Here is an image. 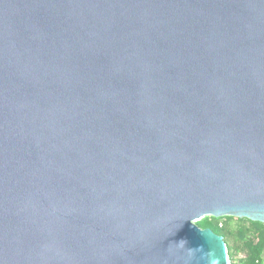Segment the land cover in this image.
<instances>
[{
	"label": "water",
	"instance_id": "95a60500",
	"mask_svg": "<svg viewBox=\"0 0 264 264\" xmlns=\"http://www.w3.org/2000/svg\"><path fill=\"white\" fill-rule=\"evenodd\" d=\"M209 216L264 224V0H0V264H229Z\"/></svg>",
	"mask_w": 264,
	"mask_h": 264
},
{
	"label": "trees",
	"instance_id": "16d2710c",
	"mask_svg": "<svg viewBox=\"0 0 264 264\" xmlns=\"http://www.w3.org/2000/svg\"><path fill=\"white\" fill-rule=\"evenodd\" d=\"M195 225L200 229H210L223 238L229 264H264V224L247 219L209 216L196 221Z\"/></svg>",
	"mask_w": 264,
	"mask_h": 264
},
{
	"label": "rangeland",
	"instance_id": "374dc122",
	"mask_svg": "<svg viewBox=\"0 0 264 264\" xmlns=\"http://www.w3.org/2000/svg\"><path fill=\"white\" fill-rule=\"evenodd\" d=\"M238 261V260H237ZM237 261H236V263H237ZM237 264H239V263H237Z\"/></svg>",
	"mask_w": 264,
	"mask_h": 264
}]
</instances>
